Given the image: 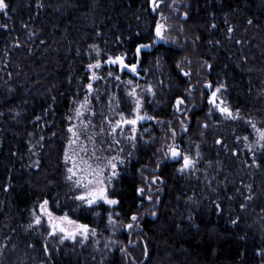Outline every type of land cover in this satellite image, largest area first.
<instances>
[{
  "label": "trees",
  "instance_id": "16d2710c",
  "mask_svg": "<svg viewBox=\"0 0 264 264\" xmlns=\"http://www.w3.org/2000/svg\"><path fill=\"white\" fill-rule=\"evenodd\" d=\"M156 1L157 11L155 0H0V260L13 249L6 264H264V145L249 173L235 137L223 134L233 125L219 112L209 115L208 103L212 95L222 98L264 130V0ZM157 23L167 28L169 44L139 66L156 85L150 106L156 140L141 145L129 136V159L108 192L116 206H82L67 184L70 119L90 96L84 105L97 113L93 122L100 126L110 114L85 90L92 82L88 64L96 66L89 46L99 45L100 59L111 65L115 49L132 50L128 41L143 40L142 25L150 42ZM104 79L101 88H112L110 75ZM178 99L192 110L180 104L179 114ZM42 122L33 160L28 142ZM175 137L185 154L186 142L191 156L199 146L202 170L223 169L221 206L196 204L202 197L192 195L208 186L194 184L192 191L177 175L168 152ZM243 175L250 179L241 188L244 201L233 187ZM42 205L95 236L59 241L48 237L45 224L34 230Z\"/></svg>",
  "mask_w": 264,
  "mask_h": 264
},
{
  "label": "rangeland",
  "instance_id": "374dc122",
  "mask_svg": "<svg viewBox=\"0 0 264 264\" xmlns=\"http://www.w3.org/2000/svg\"><path fill=\"white\" fill-rule=\"evenodd\" d=\"M160 1L154 3V11H157V6ZM156 6V7H155ZM185 75L192 73L191 69L183 71ZM146 78V77H145ZM147 79V78H146ZM143 80L138 77L136 81H130V85L133 88L132 98L133 104L143 103L141 106V114L146 118H151L152 114L150 111V106L155 103L156 99V85H151L149 81ZM159 87H164V82L160 80ZM142 88V89H141ZM211 94L215 93L219 96V91H213L211 86L208 85ZM221 90V89H220ZM217 104L213 103L211 98L208 99L209 107L211 108L209 115L213 112L220 113L221 120L227 125H233V127H228L223 131L224 135L231 134L235 137L237 143V150L235 153L241 157L246 163V167L249 168V173L254 172L257 167V153L264 145V130H262L255 122L250 119L241 117L237 112H234L230 109L226 102L217 97ZM220 101L223 104V108L220 111L217 109V105H220ZM85 104V102H83ZM77 103L73 111V116L70 119L71 124L68 127V137H67V154L66 162L68 165V191L75 198L77 203H80L82 206H96L98 204L104 203L109 206H116L117 201L110 199L108 192L111 183L118 175L121 173V166H124L126 161L129 159L128 147L132 145L130 135L126 137L124 134L113 133L109 131L112 125L108 126L107 129L99 128L100 126L93 122L94 116H97V113L93 111L90 105H84ZM214 104V105H213ZM139 105V104H138ZM192 105L185 106L182 108L185 111L192 110ZM87 118V119H86ZM114 122V119H113ZM43 126L38 128L37 131L32 132L29 139V153L28 155L33 160H37L39 155V150L37 146L44 139L42 132L44 131L45 122H42ZM41 124V125H42ZM185 126L183 129H186L188 124L184 122ZM236 125V127H235ZM118 126L116 123L113 127ZM156 124L146 125L141 128L138 132L137 138L133 139L134 141H141V145H148L156 140ZM182 129L180 131V136ZM103 136L102 137L100 136ZM104 140V143H103ZM176 140V141H175ZM174 142H177L178 138L175 137ZM111 141V142H110ZM39 142V143H38ZM223 142V138L219 139V143ZM131 143V144H130ZM105 144V145H104ZM188 145L186 154L182 155L181 163L177 164L175 171L177 175L188 180L192 186L190 190H196L197 186L194 184H207L206 188H203L195 193L193 198L202 197L200 201L196 204L199 206L201 202L206 201L207 204L221 206L218 197V189L223 186L224 181H219V173L223 172L222 168H219V173L204 171L200 168V151L199 146H195L191 151L194 150L192 156L190 154V143L186 142ZM187 159V160H184ZM35 162V161H33ZM37 163V162H36ZM34 163V164H36ZM253 174V173H252ZM201 175L203 176L201 178ZM250 179L243 176H238L234 178L233 187L238 188L235 190L236 194L241 196L244 195L241 188H245V183H248ZM193 188V189H192ZM208 188V189H207ZM233 188V189H234ZM249 191V189H247ZM244 195V199L245 200ZM214 203V204H212ZM110 222L112 218H109ZM36 223L32 224L34 230H44L45 224L49 229L48 237L57 238L59 241H71V242H81L86 243L89 241L92 236L95 234L88 228L82 227L75 222H67L64 218H57L48 211V207L42 205L40 213L36 218ZM110 227L111 231H115L116 223L112 222ZM129 225V224H128ZM15 250V248H14ZM13 253V249H9L6 252V256L3 260H0V264H6L8 261L9 255Z\"/></svg>",
  "mask_w": 264,
  "mask_h": 264
},
{
  "label": "flooded vegetation",
  "instance_id": "af4514ba",
  "mask_svg": "<svg viewBox=\"0 0 264 264\" xmlns=\"http://www.w3.org/2000/svg\"><path fill=\"white\" fill-rule=\"evenodd\" d=\"M130 28L131 27H129L128 29ZM147 28L148 27L142 25L141 30H137L139 32L137 36L139 37L141 35L143 40H133L126 43L134 47V49H129L128 51L115 49L113 51L116 54V58L113 62H110L111 65L103 64L101 60L103 58L100 55L104 53V50L99 45L89 46L88 49L89 54L91 55L90 57L95 58L94 63L96 66L92 67L90 66V64H88L89 71L92 73L90 79L92 82L85 90L94 97L92 99L93 101H97L98 104H100V102H105V105L109 106L110 110V114L105 115L106 119L104 121H101L100 126L107 129L108 126L112 125L109 131H113V133H120L122 135L124 134V136L126 135V137L130 135V137L133 139L137 138L138 132L141 130V128L145 127L146 125L148 126L157 123H154L153 117L146 118L143 114H141L142 111L140 110L143 103H138L139 105L133 104V88L129 82L136 81L137 78L140 77L143 80L142 83L146 85L144 83V80H146L145 77H147V75L142 73V70L139 67L140 64L148 58V54L162 53L163 48L167 47L169 44V36L166 27H164L160 23L152 26V34L150 35L151 39L149 38L151 40L150 42L146 41L148 35L147 33H144V30ZM97 37H99L102 41L103 38H106V36H104V33L102 32ZM106 74L110 75V79H112V88L110 89L101 88V80L106 82V79H104ZM123 81L126 83H124ZM119 83L122 84L123 88L116 87V84ZM117 96L118 98H116ZM211 98L213 100V103L217 104L216 97L212 95ZM90 99L91 96L89 97V100L86 98L83 100L84 102L90 103ZM180 104L185 106L183 99H178L176 101V108L179 114L181 113L182 106ZM219 106L220 105L218 104L217 107ZM117 109L121 110V112H119ZM112 119H114V122ZM116 123L118 124V126L113 127ZM172 144L173 147H169L168 149L170 159L172 160V163L179 164L182 157L180 158L179 162H173L175 158L174 154L180 151L182 155H184V150L180 146V143L175 144L173 141Z\"/></svg>",
  "mask_w": 264,
  "mask_h": 264
},
{
  "label": "water",
  "instance_id": "95a60500",
  "mask_svg": "<svg viewBox=\"0 0 264 264\" xmlns=\"http://www.w3.org/2000/svg\"><path fill=\"white\" fill-rule=\"evenodd\" d=\"M174 156H175V158H174L173 162H179L180 158L182 157V153L180 151H178V152H176V154H174Z\"/></svg>",
  "mask_w": 264,
  "mask_h": 264
}]
</instances>
